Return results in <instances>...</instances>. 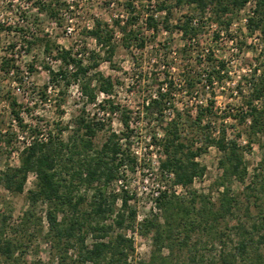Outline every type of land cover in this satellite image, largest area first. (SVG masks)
<instances>
[{"label":"trees","instance_id":"obj_1","mask_svg":"<svg viewBox=\"0 0 264 264\" xmlns=\"http://www.w3.org/2000/svg\"><path fill=\"white\" fill-rule=\"evenodd\" d=\"M174 2L178 6H193L194 14L184 16L174 28L184 40L178 52L184 58L189 56V66L182 70V90L187 94H200L198 98L202 99H198L192 115L188 110L181 114L173 103L174 84L166 81L164 85L157 84L153 95L141 104V109L147 119L155 116V120L164 123L162 136L157 142L163 156L158 165L160 175H171L173 183L188 191L190 199L186 201L184 195L160 189L152 199L156 211L136 223V212L129 205L132 194L110 191L137 165V157L128 146L133 133L130 127L132 112L121 109L107 98L112 93L113 82L96 70L101 60L98 52L90 51L84 59L71 49H52L51 44L44 41V52L48 54L53 50L55 60L59 61L58 68L49 71L48 80L52 86L63 89L78 84L80 94L88 104H95L97 93L104 95V99L95 105L97 110L103 114L119 112L122 129L119 132L107 129L105 140L96 146L94 138L105 129V123L96 114L88 117L81 111L71 123L57 124L55 133L48 132L40 138L35 128L22 123L15 109L18 106L16 99L10 98L12 119L22 133L27 130L31 134V139L18 152V165L0 172V186L10 193L21 194L29 174L34 176L33 187L27 190L26 197L30 205L43 202L46 206V231L42 239L49 246L51 261L36 259L26 262L22 254L23 241L15 235L11 237L17 228L23 227L26 233L29 224L41 225L42 219L27 210L16 227L8 225L6 217L0 219V264H131L133 241L121 230L134 228L139 234L152 235L149 258L136 264H264V153L254 169L250 185L246 186L250 192L244 206L245 213L249 214V203L258 202V217L246 215L248 219L236 218L234 225H228V220L235 219V211L240 210V201L237 195L230 194L229 185L232 181L244 183L248 173L244 152L259 140L264 141V71L254 65L249 67L248 75L242 78L247 93L242 94L241 81L236 87L242 96L240 106L224 109L219 114L214 89L224 77H228L229 68L226 61L215 57L212 49L202 50V53L197 40L203 30L200 20L205 14H209L211 23L219 26L220 29L212 33L218 38L230 30L234 13L248 3H252L251 14L246 20L248 33L258 32L264 39V0ZM37 6L39 12L52 18L65 4L62 0H43ZM157 8L159 12L168 9L165 3L158 4ZM124 10L127 17L114 20L113 28H117L123 48L142 46L139 29L133 30L138 17L131 15L130 0H126ZM164 20L166 24L167 19ZM145 24L147 30L157 32V21L152 17H147ZM86 34L105 54L103 60L110 62L113 49L109 44L113 29H109L106 23L96 22ZM15 69L12 59H2L1 73L9 75ZM167 109H172L173 115L164 121L162 118ZM226 119L246 127L245 145L236 141L241 137L240 133L229 138ZM10 142L8 135H0V144L8 146ZM208 146L216 147L221 154L218 160L221 170L219 186L223 191L217 206L207 201L205 195L190 191L193 181L204 175L205 168L196 158ZM222 222L225 230L219 228ZM87 238L90 243L86 242ZM198 244L204 249H215L216 255L207 260L204 253L197 250ZM163 250L167 251L166 255H162ZM180 255L184 257L181 261Z\"/></svg>","mask_w":264,"mask_h":264},{"label":"rangeland","instance_id":"obj_2","mask_svg":"<svg viewBox=\"0 0 264 264\" xmlns=\"http://www.w3.org/2000/svg\"><path fill=\"white\" fill-rule=\"evenodd\" d=\"M39 1L43 0H0L2 29L0 30V63L2 59L9 58L17 68L9 75L0 72V135L6 134L11 139L8 146L0 144V172L6 167L18 165V152L31 139V134L27 130L22 133L12 119L9 107L12 97L16 99L18 106L15 109L19 112L22 123L35 128L40 133V138L45 137L48 132L55 133L57 124L63 126L71 123L81 111H84L85 116L88 117L96 114V117L103 119L105 123V129L98 132L94 138L96 146H100L105 140L108 135L107 129L116 132L122 129L119 112L103 114L97 110L95 105L104 99V95L97 93L95 104H88L86 98L80 94L78 84L73 83L63 89L52 86L48 80L49 71L56 70L59 61L55 60L53 50L48 54L44 52L43 43L47 41L52 49L53 47L71 49L73 53L79 54L84 59L88 57L90 51L98 52L101 60L96 70L113 82L112 93L107 98L121 109L132 112L130 127L133 133L128 140V146L131 153L137 157V165L133 172L125 174L124 181L112 187L110 191L115 190L117 193L128 191L132 194L133 198L129 201V205L136 212V223L156 211L152 199L157 190L164 189L169 193L184 195L188 201L190 199L188 191L176 186L172 178L160 175L158 165L163 156L157 142L162 136L164 123L162 120H155V116L147 119L141 104L153 95L158 83L164 85L166 81H172L174 84L176 90L173 103L179 113L188 110L192 115L198 99H202L198 98L200 94L194 92L187 94L182 90V70L189 66L187 61L189 56L184 58L178 52L184 40L174 28L184 16L194 14L193 6L186 4L178 6L174 0H130L133 8L131 15L138 17L133 30L139 29L143 45L125 49L117 28H113V21L124 20L127 17L128 14L124 10L126 0H62L65 6H62L57 16L52 18L44 12H39L37 9ZM161 3H165L168 9L159 12L157 7ZM251 8L252 3H248L243 9L235 12L230 30L226 34L219 35L218 38H214L212 33L220 28L210 22L209 14H205L200 20L203 30L197 38L200 43L199 50L212 49L215 57L226 61L229 68L228 77H224L214 89V101L219 114H222L224 109H235L240 106L242 96L238 94L236 87L241 81L242 94L247 93L242 78L245 79L248 75L249 67L254 65L259 71H264V39L258 32L249 34L246 28V20L251 14ZM147 17L157 21V32L146 29ZM164 18L167 19L166 24ZM96 22L106 23L109 29L114 31L109 44L113 49L110 62L103 60L105 54L101 53L92 38L86 34ZM28 42L32 44L29 45ZM172 115V109H167L162 119L167 121ZM226 123L229 138H234L240 133L241 137L236 138V141L240 145H245L246 127L237 125L231 119H226ZM65 135L64 133V138ZM194 147H198V144H194ZM263 153V140L252 144L244 152V163L248 171L244 183L232 181L229 185L230 194L237 195L240 201V210L235 211V219L228 220L229 227L235 224L236 218L258 217V202L249 203V214L245 213L244 206L248 203L245 198L250 192L246 190V186L250 185L254 169ZM220 155L216 147L208 146L196 158V161L205 168V172L203 177L195 179L190 187V191L205 195L207 201L216 206L223 191V187L219 186ZM33 182L34 176L29 174L25 190L21 194L10 193L0 186V219L4 216L8 225L16 227L22 214L27 210H31L36 218H41V225L29 224L26 233L23 227L17 228L16 233L11 234V237L15 235L17 239L23 241L22 254L26 262L36 259L50 262L49 246L42 239L46 231L44 220L46 206L43 202L30 205L26 197L27 190L33 187ZM249 201H252V198H249ZM219 226L221 230H225V223L222 222ZM121 232L131 237L133 241L134 252L131 264L147 260L152 251V235L139 234L135 228ZM86 242L90 243V238H87ZM196 247L198 251L204 253L207 260L216 255L215 249H204L202 244ZM260 251H263V248ZM166 253V250L162 251V255ZM179 259L181 261L184 257L180 255Z\"/></svg>","mask_w":264,"mask_h":264},{"label":"built area","instance_id":"obj_3","mask_svg":"<svg viewBox=\"0 0 264 264\" xmlns=\"http://www.w3.org/2000/svg\"><path fill=\"white\" fill-rule=\"evenodd\" d=\"M166 176L172 178L171 175H166ZM176 186H177V185H176ZM179 187H180V186H179ZM161 188H162V187H161ZM157 191H158V190H157ZM157 191L154 193V196L157 194Z\"/></svg>","mask_w":264,"mask_h":264}]
</instances>
